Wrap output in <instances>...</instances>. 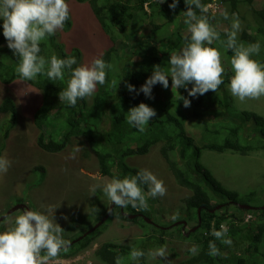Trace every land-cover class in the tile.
I'll return each instance as SVG.
<instances>
[{
  "label": "trees",
  "instance_id": "1",
  "mask_svg": "<svg viewBox=\"0 0 264 264\" xmlns=\"http://www.w3.org/2000/svg\"><path fill=\"white\" fill-rule=\"evenodd\" d=\"M79 1L89 3L95 18L111 42L100 55L110 68L106 70L105 84L97 85V90L91 96L92 100H80L75 108L59 101L58 93L67 86V76L53 82L48 81L45 76H37L29 81L40 90L42 96L33 113V124L39 130L37 145L47 152H59L71 143L72 138L84 137L95 152L100 174L110 179H122L141 169L128 164L127 157L147 154L152 146L160 143V155L175 182L188 188L190 194L182 199L183 205L177 208L175 219L166 224L155 220L156 209L161 210L156 199H149L148 208L143 210L130 206L115 209V213L111 212L95 230L70 244L61 254L71 256L85 249L107 221L111 217H117L137 224L144 232L123 243L109 240L100 243L92 252L99 264H114L116 257L122 258V264H130L129 243L147 251L165 244L166 235H176L201 248L197 256H191L186 251V257L175 264H264V199L261 203L249 204L247 199L257 196L256 190L239 194L236 190L224 187L199 161L203 149L217 152L230 150L240 154L264 150V116L250 110L236 112L232 95L225 88L228 77L232 74L230 64L227 62L222 65L225 68L224 83L216 92L210 90L195 98L188 97L187 90L172 88L169 78L167 89L160 84L153 87L151 99L129 93L126 83L138 89L151 75L154 66L159 65L162 71L167 72L170 53L183 45L187 35L181 33L184 26L181 11L186 10L183 0H180L175 10L168 7L171 0H166L163 4H159L158 0ZM210 1L212 0H202V3L207 5ZM254 1L217 0L225 7L221 11L227 10L230 16L232 13L238 14L242 22L240 41L245 44L260 42L261 53L253 59L264 63V5L256 8L253 6ZM145 3L148 11L145 10ZM221 11L212 13L209 9V16L214 17L211 22L216 26L218 23H225L228 28L230 21L222 19ZM144 21L151 25L148 34L141 32ZM70 24L69 20L64 28H68ZM171 24L173 28L169 31L171 35H168V39L160 36ZM217 30L223 36L224 30ZM120 37L126 40L127 47L118 48L117 40ZM5 43L0 30V82L10 84L18 77L17 62ZM211 46L224 55L231 54L219 41H214ZM81 53L78 47H72L67 52L55 36L41 41V54L45 57L53 54L61 57L73 55L80 63ZM182 97L191 101L190 107L183 106ZM141 102L153 108L156 116L150 118L143 132H138L128 125L126 117L127 111ZM185 109L189 110L188 116ZM5 113L9 117L0 122V148L15 126L18 113L16 103L10 96H5L0 102V115ZM210 114L215 116V120L203 123L199 141H196L187 132V117L204 121ZM249 123L253 127L247 132ZM176 152L180 153V160L176 157ZM84 153L87 155V152ZM36 168L43 169L41 166ZM23 201L18 198V202ZM240 203L254 208H241L238 206ZM114 208L113 204L112 209ZM108 209L109 205L106 211ZM129 214L133 216L130 218ZM101 217L98 215V219ZM179 220L186 221L184 227L182 223L173 224ZM221 223L228 228V235L233 243L228 247L217 241V246L224 255L210 257L207 255V243L214 237L209 233L213 226L219 230ZM196 225L197 228L192 231L191 228ZM92 226L88 225L84 230L87 231Z\"/></svg>",
  "mask_w": 264,
  "mask_h": 264
},
{
  "label": "clouds",
  "instance_id": "2",
  "mask_svg": "<svg viewBox=\"0 0 264 264\" xmlns=\"http://www.w3.org/2000/svg\"><path fill=\"white\" fill-rule=\"evenodd\" d=\"M158 2L163 4L166 0ZM179 2L180 0H171L169 9L175 10ZM183 2L186 10L181 11V19L187 35L183 45L170 53L167 72L156 65L138 89L126 83L127 91L135 95L143 93L146 98L151 99L153 87L160 84L167 89L170 78L172 88L187 90L188 97L195 98L210 90L216 92L224 83L225 73L220 51L211 46L214 41H219L231 52L229 64L232 74L228 77L226 89L241 102L264 96V63L253 59L260 55L262 46L259 41L245 44L239 40L242 22L238 14L232 13L230 16L227 10L221 11L222 19L230 21L229 27L224 29L221 36L217 26L211 22L214 17L209 16V9H218L217 0H212L207 5L202 0ZM145 5L146 3L144 7ZM70 18L68 0H0V30L6 47L16 59L17 79L29 82L37 76H45L48 81L53 82L67 76V86L60 90L58 97L60 102L75 108L78 101L94 94L97 85L105 84L106 70L110 65L102 56L83 64L78 63L77 57L73 55L61 57L53 54L45 57L41 54V41L55 36ZM181 100L185 108L190 107L191 101L188 98L182 97ZM155 116L156 111L141 102L127 111L126 119L131 128L143 132L150 118ZM77 151L78 146L73 148L67 158L75 159ZM11 166L12 161L0 154V175L6 174ZM97 189L110 204L114 203L115 208H109L113 214L115 209L129 206L138 210L147 209L149 199L163 197L167 191L164 182L146 168L122 179L112 177L103 184H94L90 187V192L95 195ZM55 209L41 205L39 209L33 210L27 206L14 217L11 226L0 225V264H49L61 252L66 251L70 241L65 239L64 230L54 218ZM106 213L107 211L104 215ZM209 234L214 239L207 243V255L223 256L224 253L216 242L232 246L228 228L221 223L219 230L213 226ZM186 251L191 256H197L201 248L191 244ZM169 254L167 245L164 244L145 251L129 243L130 264H150L155 260H159L160 264H170L166 260ZM114 264H122V258L116 257Z\"/></svg>",
  "mask_w": 264,
  "mask_h": 264
},
{
  "label": "rangeland",
  "instance_id": "3",
  "mask_svg": "<svg viewBox=\"0 0 264 264\" xmlns=\"http://www.w3.org/2000/svg\"><path fill=\"white\" fill-rule=\"evenodd\" d=\"M68 4L71 24L68 28L57 32L56 40L62 43L67 52L72 47H78L82 52L80 63L88 64L93 58L99 57L111 42L87 1L68 0ZM263 5L264 0H255L253 3L256 8ZM222 7L219 2L218 9L212 8V11L220 12ZM145 10H149L147 5H145ZM150 27L151 25L144 21L141 32L150 33ZM226 27L225 23L217 25V29L224 30ZM172 28L171 24L168 30L162 32L160 36H166L168 39ZM179 28L182 27L179 26ZM181 31L186 34V27L183 26ZM126 43L123 37L117 40L118 48L127 47ZM220 53L222 65L229 63L231 54ZM153 92L152 89V94ZM140 95L144 94L140 93ZM5 96H10L15 101L18 113L15 126L3 141V147L0 148V154L12 161L8 172L0 175V215L18 203V198L23 199V203L33 210L39 209L41 205L52 206L56 208L54 211L56 222L64 230L65 239L70 241L79 233H83L86 226L97 223L98 215L101 217L106 212L110 201L99 189L93 195L90 187L94 184H103L110 178L100 174L95 152L84 137L72 138L71 143L59 152H47L37 145L36 137L39 130L33 124V113L42 99L39 89L29 82H21L18 79L10 84L0 82V102ZM232 98L236 112L250 110L264 116V96L258 99H246L243 102L233 96ZM87 99L89 102L92 100L91 97ZM185 112L188 116L189 110L185 109ZM7 117L9 114H1L0 122ZM198 120L190 116L187 117L186 122L187 132L193 135L196 141H199L198 137L203 123L215 120V116L210 114L204 118V121ZM196 123L197 126H195ZM248 127L247 132L253 125L249 123ZM77 146L79 151L76 152L75 159H68L69 153ZM159 149L160 143L152 146L147 154L127 157L126 162L152 171L158 179L164 182L167 191L165 196L156 198V204H159L157 206L161 210L156 209L157 219L155 220L166 224L173 219L172 217H176L177 208L183 205L182 199L188 196L190 191L175 182ZM84 152H87V155ZM175 155L180 160V153L176 152ZM199 161L224 187L236 190L239 194L256 190L257 196L247 199L249 204H258L263 201L264 150L240 154L230 150L217 152L203 149ZM38 166L43 169L36 168ZM20 212L21 209H17L8 214L0 225L11 226V221ZM142 231L143 229L133 222L111 217L85 249L71 256H64L60 253L49 264H99L92 252L100 243L108 240L117 243L127 242L141 235ZM165 238L164 245H167L170 253L166 260L170 261V264H175L185 258L186 248L193 244L176 235H166ZM175 253L176 256H174ZM150 264H160V262L155 260Z\"/></svg>",
  "mask_w": 264,
  "mask_h": 264
},
{
  "label": "water",
  "instance_id": "4",
  "mask_svg": "<svg viewBox=\"0 0 264 264\" xmlns=\"http://www.w3.org/2000/svg\"><path fill=\"white\" fill-rule=\"evenodd\" d=\"M114 204V203H113ZM113 204H110L109 205V208H112V206H113ZM238 206L239 207H241V208H245V209H253L254 208V206H251V205H248V204H244V203H240V204H238ZM27 207V205L25 204V203H23V202H19V203H16L15 205H13L11 208H9L5 213H3L2 215H0V222L8 215V214H10V213H12L13 211H15L16 209H24V208H26ZM219 207V205L216 207V208H218ZM262 209H264V206L262 207ZM211 211H213V209H211ZM111 212L109 211V209H108V211H107V213L97 222V223H95L91 228H89L87 231H85L82 235H80V236H78V237H76L75 239H72L71 241H70V244H73L74 242H76L77 240H79L83 235H86V234H88V233H90V232H92L94 229H96L108 216H109V214H110ZM133 215H128V217H132ZM198 216H199V209H198ZM148 222H150V220L149 219H147V218H145ZM179 223H182L183 224V226L182 227H184L185 226V224H186V221L185 220H179V221H176V222H174L173 224L174 225H176V224H179ZM197 228V225L196 226H194V227H192L191 228V230L193 231V230H195Z\"/></svg>",
  "mask_w": 264,
  "mask_h": 264
},
{
  "label": "flooded vegetation",
  "instance_id": "5",
  "mask_svg": "<svg viewBox=\"0 0 264 264\" xmlns=\"http://www.w3.org/2000/svg\"><path fill=\"white\" fill-rule=\"evenodd\" d=\"M125 213V212H124Z\"/></svg>",
  "mask_w": 264,
  "mask_h": 264
}]
</instances>
